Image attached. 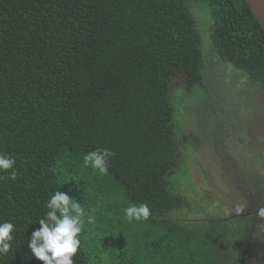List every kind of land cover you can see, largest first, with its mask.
Returning <instances> with one entry per match:
<instances>
[{"label":"trees","instance_id":"obj_1","mask_svg":"<svg viewBox=\"0 0 264 264\" xmlns=\"http://www.w3.org/2000/svg\"><path fill=\"white\" fill-rule=\"evenodd\" d=\"M201 1L209 54L258 83L245 97L255 109L264 32L245 0ZM204 68L189 0H0V153L17 170L0 179V223L14 224L0 264H43L27 244L57 190L95 217L74 264L213 263L202 229L171 217L180 119L168 91L182 76L176 93L190 96ZM95 149L114 153L106 174L83 164ZM132 203L148 204L147 221L125 220Z\"/></svg>","mask_w":264,"mask_h":264},{"label":"flooded vegetation","instance_id":"obj_2","mask_svg":"<svg viewBox=\"0 0 264 264\" xmlns=\"http://www.w3.org/2000/svg\"><path fill=\"white\" fill-rule=\"evenodd\" d=\"M247 108H251L249 103ZM255 111L254 116L245 112L240 118L237 130L245 138L218 136L228 145L225 155L223 148L217 143L210 146L211 140L204 136L206 121L189 130L185 140L186 130L180 135L179 129L176 132L180 137L174 141L176 168L170 187L181 201L171 217L189 228L188 233H192L190 228L202 229L199 233L214 258L211 264H264V130L259 141L247 126L252 118L264 120V112L257 106ZM215 131L216 125L211 137ZM187 136L198 137L201 147L193 149Z\"/></svg>","mask_w":264,"mask_h":264},{"label":"rangeland","instance_id":"obj_3","mask_svg":"<svg viewBox=\"0 0 264 264\" xmlns=\"http://www.w3.org/2000/svg\"><path fill=\"white\" fill-rule=\"evenodd\" d=\"M189 9L201 35L203 56L205 58V68L202 70L204 80L197 86L192 87L191 95L187 96L183 92L176 93L177 86L182 84V77L172 78L168 97H174L172 101L177 102L176 111L178 109L177 113L180 121L176 130L179 129V135L180 132L186 130L187 133L183 135L185 138L189 134V130L197 129V124L200 121H206L207 124H203L202 127L204 136L211 140L210 146L217 143L219 147L223 148L224 152L222 154L225 155V148L228 149V145L223 141H219L218 136L228 134L234 138H245L244 133L237 130L240 118L244 117L245 112L251 113L253 116L256 115L254 108H247L245 97L254 90L259 91L261 87L255 88L254 86L258 83H249L248 77L238 68L236 70L233 68L232 77L227 78L232 71L231 65L220 62L216 55L209 54L211 46L209 47L208 32L211 24L206 5L201 0H189ZM216 66L219 68L218 71ZM208 70L211 72L207 76ZM226 78L230 80L229 83H225ZM258 95L259 93H256L254 97H258ZM257 103V107L264 111V103L258 101ZM215 125L216 131L211 137L212 126ZM247 126L251 133L258 135L259 141H262L263 118L260 116L252 118ZM240 131L242 132V129ZM179 135L177 136L180 137ZM213 137L216 138L212 140ZM182 143H184V140ZM194 146L196 149L201 147L198 137H194Z\"/></svg>","mask_w":264,"mask_h":264},{"label":"clouds","instance_id":"obj_4","mask_svg":"<svg viewBox=\"0 0 264 264\" xmlns=\"http://www.w3.org/2000/svg\"><path fill=\"white\" fill-rule=\"evenodd\" d=\"M114 153L110 149H95L84 154L83 164L100 174L108 172L109 158ZM16 161L10 155L0 153V172L13 181L17 179ZM48 211L38 221L40 227L35 230L27 246L34 257L43 264H74L81 241L79 236L84 225L95 223V217L86 214L82 203L70 197L66 192L55 191L46 202ZM151 211L147 203H132L124 209V218L128 222L147 221ZM14 224L8 221L0 223V255L7 254L14 237Z\"/></svg>","mask_w":264,"mask_h":264},{"label":"water","instance_id":"obj_5","mask_svg":"<svg viewBox=\"0 0 264 264\" xmlns=\"http://www.w3.org/2000/svg\"><path fill=\"white\" fill-rule=\"evenodd\" d=\"M246 3L250 6L252 11L254 12L256 19L262 28L264 32V0H245ZM188 136L186 137V139ZM185 140V138H184ZM187 140L190 141L191 145L193 146V149L195 148L194 146V136H190Z\"/></svg>","mask_w":264,"mask_h":264}]
</instances>
